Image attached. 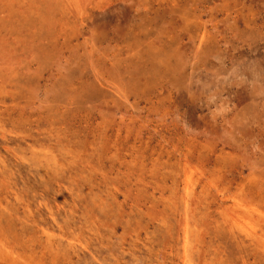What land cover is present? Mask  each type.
Returning a JSON list of instances; mask_svg holds the SVG:
<instances>
[{
    "label": "rangeland",
    "instance_id": "374dc122",
    "mask_svg": "<svg viewBox=\"0 0 264 264\" xmlns=\"http://www.w3.org/2000/svg\"><path fill=\"white\" fill-rule=\"evenodd\" d=\"M0 264H264V0H0Z\"/></svg>",
    "mask_w": 264,
    "mask_h": 264
},
{
    "label": "bare ground",
    "instance_id": "6f19581e",
    "mask_svg": "<svg viewBox=\"0 0 264 264\" xmlns=\"http://www.w3.org/2000/svg\"><path fill=\"white\" fill-rule=\"evenodd\" d=\"M257 6H259V5H257ZM262 7V6H261ZM263 8V7H262ZM256 40V39H255ZM260 51V50H259ZM249 70V69H248ZM253 73V72H252ZM255 76V75H254ZM252 77V76H251ZM253 78V77H252ZM256 90V89H255ZM262 92V91H261ZM189 187V186H188ZM189 191V190H188ZM239 207V206H238ZM41 227V226H40ZM255 235V234H254ZM199 248H201V247H199Z\"/></svg>",
    "mask_w": 264,
    "mask_h": 264
}]
</instances>
